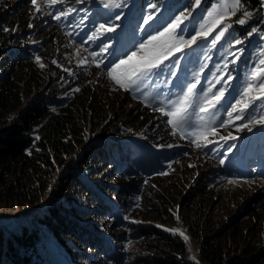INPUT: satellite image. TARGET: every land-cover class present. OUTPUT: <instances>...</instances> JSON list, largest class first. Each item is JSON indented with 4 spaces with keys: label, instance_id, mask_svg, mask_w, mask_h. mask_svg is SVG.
I'll use <instances>...</instances> for the list:
<instances>
[{
    "label": "rangeland",
    "instance_id": "374dc122",
    "mask_svg": "<svg viewBox=\"0 0 264 264\" xmlns=\"http://www.w3.org/2000/svg\"><path fill=\"white\" fill-rule=\"evenodd\" d=\"M224 2L231 3V0H200L199 4L196 0H57L55 4L50 0H36V4L32 0H0V27L19 35L20 43L16 47H36L40 63L48 68L50 76L56 77L46 80L42 88L33 86L32 94L25 96V105L34 95L41 94L50 97V107L56 110L74 93L84 89L88 93L94 91L103 105V120L94 128L95 120L89 117L86 145L96 140L128 141L130 144L123 149L136 160L138 171L143 175L165 167L173 156L180 158L182 153H191L188 160L208 164L210 172L247 176L241 183L224 180L214 184L218 197L209 213L208 223L219 226L223 221L231 223L233 220L238 225L241 222L233 218L246 217L241 215L250 212L251 207L261 211L264 217V125L250 122L264 115V105L255 99L261 90L253 89L249 96L240 99V93L256 69L264 68L259 63L264 59V15L243 10L239 3L234 14L228 10V14L213 27L208 13L219 11ZM245 12L251 15L246 17ZM177 17L180 22L173 33L177 38L183 36L187 41L197 32L206 35L199 36L191 46L181 45L182 51L170 55L134 84L129 85L125 80L128 90L120 87L108 75L109 70L133 51L137 56L142 55L140 44L175 24ZM241 19L245 20L244 24L238 23ZM101 25L105 27L101 28ZM202 25L207 27L202 29ZM226 25L231 27L224 30ZM108 28L112 31H107ZM217 36L220 38L213 45L211 41ZM237 40L241 43H236ZM197 80L198 91L192 97V104L183 105L187 85ZM209 87L212 94L223 88V107L218 105L216 110L201 112L199 109L203 105L198 97L207 93ZM212 94H208V98ZM237 100L240 101L238 104ZM249 103L252 107L242 114L243 119H235L239 111L231 118L227 115L232 110L229 105L236 104L239 110ZM181 107L185 111L181 129L176 130L167 121L179 117L164 113L175 112ZM17 113L8 115L0 124V132L15 124ZM243 124L248 127L238 130ZM115 127L122 133L120 138L112 132ZM210 128H215L217 134H210ZM28 133L37 135L38 126ZM229 134L237 139H221ZM194 140L201 147H196ZM78 155L74 153L64 168ZM206 165L198 167V175L207 182L210 172ZM175 167L181 168V162ZM62 170L60 167L58 176ZM201 179L196 186L204 184ZM238 187L241 195L230 197L229 194ZM51 198L20 215L23 217L4 216L0 220L11 228L16 226L18 218L32 227H41V223L34 222L32 214L48 204ZM170 210L179 215L177 210ZM127 215L120 217H127V221H142ZM157 224L185 241L186 252L175 253L177 261L204 264L199 258L202 233L193 236L181 217H177L176 223ZM46 241L41 245L44 252L58 253L56 248L64 247L62 241L53 242L50 238Z\"/></svg>",
    "mask_w": 264,
    "mask_h": 264
},
{
    "label": "trees",
    "instance_id": "16d2710c",
    "mask_svg": "<svg viewBox=\"0 0 264 264\" xmlns=\"http://www.w3.org/2000/svg\"><path fill=\"white\" fill-rule=\"evenodd\" d=\"M239 3L243 10L264 15V0ZM11 33L0 27V124L18 111L15 124L0 132V217H23L48 197L53 199L32 214L41 227L18 218L11 228L0 220V264H198L177 261L175 253L186 252L185 241L157 224L176 223L177 217L193 236L204 235L199 248L204 264H264L261 211L251 207L240 213L246 217H234L238 225L233 220L219 226L208 223L218 197L214 184L241 183L247 176L210 172L207 164L206 182L198 175V167L206 164L188 160L191 153L173 156L165 167L143 175L123 149L128 141L86 145L89 117L94 128L103 120L101 100L84 89L56 110L50 97L41 94L25 105L33 86L42 88L56 77L40 63L36 47H16L19 35ZM35 125L39 133H28ZM112 132L122 136L116 127ZM74 153L78 157L64 168ZM179 161L181 170L175 167ZM200 179L204 184L199 187ZM239 190L229 196L238 197ZM125 214L142 221L120 217ZM49 238L64 247H57L58 253L42 251Z\"/></svg>",
    "mask_w": 264,
    "mask_h": 264
},
{
    "label": "snow or ice",
    "instance_id": "6c2138e0",
    "mask_svg": "<svg viewBox=\"0 0 264 264\" xmlns=\"http://www.w3.org/2000/svg\"><path fill=\"white\" fill-rule=\"evenodd\" d=\"M52 4L57 3V0H50ZM200 0H196V3L199 4ZM33 4H36V0H32ZM239 5V0H231V3L224 2L221 4L219 11L214 10L213 12H209L208 16L211 18L210 23L213 27L222 19L224 15L228 14V10H230L233 14L237 10ZM116 6H119L118 4ZM39 10V9H37ZM244 15L247 17L251 15L248 12H245ZM59 19V16L56 17ZM119 18V17H117ZM180 17H177V22L175 24L169 25L163 32H158L155 36H150L146 43L140 44V50L143 52L142 55L137 56V52L133 51L126 56L124 60H121L119 64L115 66V68L110 69L108 75L118 84L120 87L128 90V87L125 84V80L128 81V84H134L137 80L141 79L146 74L150 73L153 69L158 68L160 64L164 62V60L168 59L170 55H173L175 52H180L183 49L181 45L191 46L196 43L197 38L204 34L203 32H197L195 35L191 37L190 40H185L183 36L177 38L173 33L175 32L176 27L179 26ZM240 24H244L245 20L241 19L238 21ZM104 28V25L100 26ZM207 25H202L201 28H205ZM231 27V25H226L225 29ZM107 31H112L111 28H108ZM255 31V29L253 30ZM223 34V30L221 35ZM206 35V34H204ZM251 35V33H249ZM220 37L217 36L214 38L211 43L215 45L216 40ZM236 43H241L240 40H237ZM260 65H264V59L260 60ZM43 67V65H41ZM231 79V77H229ZM219 82V81H217ZM199 81L197 80L195 83H190L187 85V91L182 97L183 105L190 106L192 104V97L197 95V85ZM253 89H260V93L255 96L256 100H260L262 105H264V68L256 69L255 73L250 77V82L245 87L244 91L240 93V99H243L246 96H249ZM208 94H212V88L209 87L207 89V93L203 96L198 97L203 106L200 107L201 112H209L217 109V106L221 104V98L224 97V90L221 88L218 93L212 94L211 98H208ZM240 101L237 100V104ZM231 107V111L227 112L229 118L233 116V113L239 111L240 114L235 116L236 120L243 119V113L247 111L252 104H244L243 108L237 109L236 104L229 105ZM185 111L184 107L176 109L175 112H165V115L179 117L177 120L169 119L167 122L173 126L174 129H181L182 122V114ZM250 122L252 124H262L264 125V115H262L259 119H251ZM247 124H243L240 126L238 130H243L247 128ZM248 131H252L251 128H248ZM209 133L212 135L217 134L215 128H210ZM175 134V133H174ZM237 139V137L231 136L229 137H221V139ZM193 143L196 144V147H201V144L197 143L195 140ZM183 235V233H181ZM187 239V237H185Z\"/></svg>",
    "mask_w": 264,
    "mask_h": 264
}]
</instances>
